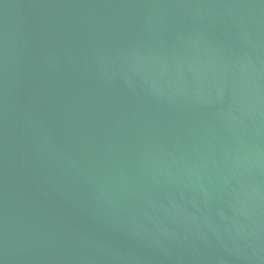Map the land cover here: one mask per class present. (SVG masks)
I'll return each mask as SVG.
<instances>
[{
  "label": "water",
  "instance_id": "95a60500",
  "mask_svg": "<svg viewBox=\"0 0 264 264\" xmlns=\"http://www.w3.org/2000/svg\"><path fill=\"white\" fill-rule=\"evenodd\" d=\"M0 264H264V0H0Z\"/></svg>",
  "mask_w": 264,
  "mask_h": 264
}]
</instances>
